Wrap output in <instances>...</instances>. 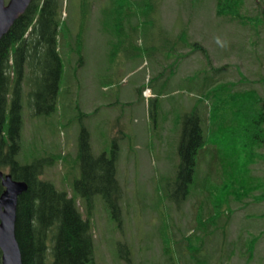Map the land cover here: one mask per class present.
I'll return each mask as SVG.
<instances>
[{
    "label": "rangeland",
    "instance_id": "1",
    "mask_svg": "<svg viewBox=\"0 0 264 264\" xmlns=\"http://www.w3.org/2000/svg\"><path fill=\"white\" fill-rule=\"evenodd\" d=\"M88 1L82 62L73 49L61 52L63 74L56 111L31 116L34 114L23 92L22 150L17 157L23 161L65 155L66 165L61 160L53 161L44 166L42 177L71 194L75 178L80 177L79 170L71 167L82 125L89 132L94 154L117 151L121 225L97 194L89 214L97 264H264V143L250 144L241 133L243 128H250V121L248 112L240 115L242 108L235 102L244 98L243 108L247 111L260 110L264 105V0H243L244 15L252 17L243 24L217 15L216 0H158L150 17L153 25H147L146 30L141 26L134 32L141 51L131 58L123 53V44L114 45L115 38L109 30L101 28L99 12L107 0H65L62 18L71 36L75 37L83 4ZM181 29H186L190 42L196 41L206 49L211 67L200 50H193L185 42L167 55L169 48L162 46L163 41L175 37ZM151 46H161L162 51L151 52ZM113 51L117 52L113 55ZM112 60L116 61L114 66ZM168 65H174V73L164 88V96H158L160 103L153 107L157 114L154 120L148 115L149 106L141 90L162 66L169 70ZM204 76L222 82L223 97H227L216 120L218 131L208 136L209 145L219 148L213 177H207L212 196L208 194L205 200L197 192L176 206L175 200L166 198L167 183L175 179L179 161L180 123L175 126L172 117L181 118L191 109L201 96ZM158 84L151 86L152 97ZM254 92L258 102L250 107L246 104ZM260 124L263 126L264 120ZM230 148L235 154L229 159ZM200 166L197 181H202L207 170L205 163ZM244 187H250L251 192L245 195ZM224 190L230 193L225 199L236 194H241L238 196L242 199L224 204L223 218L227 213L228 218L220 223L225 221V225H205L206 229L195 225L199 216L217 209L216 194ZM77 203L86 216L83 202L77 199ZM256 236L249 261L244 245ZM184 238L187 242L179 241ZM120 243L125 244L121 249ZM194 247L198 249L195 253Z\"/></svg>",
    "mask_w": 264,
    "mask_h": 264
},
{
    "label": "trees",
    "instance_id": "2",
    "mask_svg": "<svg viewBox=\"0 0 264 264\" xmlns=\"http://www.w3.org/2000/svg\"><path fill=\"white\" fill-rule=\"evenodd\" d=\"M107 1V5L99 12L101 28H107L109 34L115 38L114 45L123 44V53L127 58H131L141 51L139 40L134 38V32L141 26L146 30L147 25H153L154 20L150 17H153L156 11L158 0ZM64 3L65 0H31L25 11L0 38V170L10 172L14 179L27 183V189L17 198L15 221V235L22 255V264H97L89 220L97 194L105 202L112 218L121 225L119 201L122 187L116 177L117 151L111 149L110 153L101 151L94 154L85 126L80 128L77 153L71 167V170L77 168L80 174L73 182L75 190L71 194L64 188L56 187L52 180L42 177L45 165L60 160L66 165L68 160L65 155L55 154L50 156V159L36 156L31 160L25 158L23 161L17 157L22 150L23 92L27 93L26 104L34 114L31 116L51 114L57 109L63 74L61 52L73 49L78 53L79 62H82V32L90 4L89 1L83 4L80 25L73 37L65 17L62 18ZM243 6V0H216L215 12L243 24L252 20V17L244 15ZM110 42L112 44V40ZM181 42H185L193 50H200L207 60V65L211 67L206 49L196 41L190 42L186 29H181L175 37L163 41L162 46H168V55L177 50V45ZM161 49V46L155 47L151 52H160ZM116 52L113 51L112 54ZM156 64L161 66L159 60H156ZM168 66L169 70L162 66L160 71H155L149 84L152 86L154 82H159L155 89L158 96L163 93L173 76L174 65L172 68V65ZM205 68L204 70L208 69ZM212 78L203 77L201 96L189 111L176 120L180 123L177 144L179 161L175 179L168 182L166 187V198L175 200L176 206L197 192L204 195L205 200L208 194L212 196V190L208 189L207 177H213L215 162L219 160V148L209 145L208 136L218 131L216 120L223 112L222 106L227 102V97H223V83ZM252 95L253 99L246 104L250 107L258 102L256 93ZM158 102L157 96L150 100V117L154 120L157 114L153 112V107L158 105ZM235 102L242 108L240 115L248 112L250 121V128H243L241 133L244 132L250 144L264 143V125L260 124L264 120V105L260 110L247 111L243 108L244 98L239 103L238 100ZM259 125L263 128L259 129ZM230 151L229 159L235 154L234 148H230ZM200 163H205L207 170L202 181H197L195 178L196 172L200 171ZM67 169L69 170L68 167ZM2 189L0 184V191ZM244 189L245 195L251 192L250 187ZM221 193L216 194V202L219 201L216 203L217 209L199 216L195 225H204V229L207 228L205 225H225V221L220 223L228 218V213L223 218L224 204L232 199H242L238 196L241 194L225 199L230 193L226 191L224 196ZM262 196L264 197V192ZM77 199L80 203L83 202L86 216L79 209ZM206 207L207 203H204L205 213ZM256 239L257 236L252 237V240L244 245L248 251L247 260L253 257ZM182 240L186 241V238L179 239ZM124 245L120 243L119 248ZM197 247L192 250L194 253L197 252ZM193 252L190 253L191 256H195ZM119 256H122V253Z\"/></svg>",
    "mask_w": 264,
    "mask_h": 264
},
{
    "label": "water",
    "instance_id": "3",
    "mask_svg": "<svg viewBox=\"0 0 264 264\" xmlns=\"http://www.w3.org/2000/svg\"><path fill=\"white\" fill-rule=\"evenodd\" d=\"M31 0H0V38L14 20L25 11ZM0 264H22V255L15 235L18 196L27 189L24 180L14 179L0 170Z\"/></svg>",
    "mask_w": 264,
    "mask_h": 264
},
{
    "label": "bare ground",
    "instance_id": "4",
    "mask_svg": "<svg viewBox=\"0 0 264 264\" xmlns=\"http://www.w3.org/2000/svg\"><path fill=\"white\" fill-rule=\"evenodd\" d=\"M224 191H226V190H224ZM224 193H226V192H223V193H221V194H223V196H224ZM221 198H222V197H220V200H221Z\"/></svg>",
    "mask_w": 264,
    "mask_h": 264
},
{
    "label": "crops",
    "instance_id": "5",
    "mask_svg": "<svg viewBox=\"0 0 264 264\" xmlns=\"http://www.w3.org/2000/svg\"><path fill=\"white\" fill-rule=\"evenodd\" d=\"M113 66H114V64H113Z\"/></svg>",
    "mask_w": 264,
    "mask_h": 264
},
{
    "label": "flooded vegetation",
    "instance_id": "6",
    "mask_svg": "<svg viewBox=\"0 0 264 264\" xmlns=\"http://www.w3.org/2000/svg\"><path fill=\"white\" fill-rule=\"evenodd\" d=\"M0 254H1V252H0Z\"/></svg>",
    "mask_w": 264,
    "mask_h": 264
}]
</instances>
